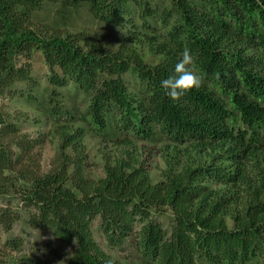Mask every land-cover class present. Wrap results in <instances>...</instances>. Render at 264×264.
<instances>
[{
	"label": "trees",
	"instance_id": "1",
	"mask_svg": "<svg viewBox=\"0 0 264 264\" xmlns=\"http://www.w3.org/2000/svg\"><path fill=\"white\" fill-rule=\"evenodd\" d=\"M189 1L0 0V89L11 93L14 84L24 83L26 100L35 101L29 64L15 67L11 61L38 51L48 68V100L67 85L89 96L77 119L57 104L48 108L50 117L67 116L62 131L68 123L86 121L95 135L113 138L119 132L205 157L193 167L181 164V151L171 149L172 155H162L166 167L159 182L126 161L105 165L104 176L93 181L83 176L82 133L75 130L62 132L57 166L39 175L31 159L39 142L20 135L0 113V181L12 174L29 182L15 190L26 223L68 247L61 254L65 264H109L92 239L93 220L109 248L130 245L136 264H264V0ZM58 2L84 6L94 21L113 27L135 17L149 28L159 14L162 27L170 22L164 43L153 47L155 40L146 36L144 44L161 58L148 66L132 47L110 51L91 33L56 39L26 31L31 12ZM185 47L197 58L204 84L173 101L161 81L174 74ZM128 75L137 86L132 97ZM69 147L72 158L64 154ZM163 209L170 212L167 231L152 216ZM14 220L0 211L4 230ZM16 240L4 246L15 251ZM12 264L45 263L14 258Z\"/></svg>",
	"mask_w": 264,
	"mask_h": 264
},
{
	"label": "rangeland",
	"instance_id": "2",
	"mask_svg": "<svg viewBox=\"0 0 264 264\" xmlns=\"http://www.w3.org/2000/svg\"><path fill=\"white\" fill-rule=\"evenodd\" d=\"M188 2H191L187 0ZM39 5V4H38ZM168 6L162 2L161 8ZM167 8V7H165ZM155 20L149 21V28L143 26L135 17L129 23L120 27H113L94 21L86 11L84 6L71 8L62 2L40 4L38 8L31 12L25 24V29L30 34H35L40 38L70 39L75 34L84 32L91 33L104 43L105 48L116 51L120 45L129 46L143 63L148 66L154 65L161 56L156 55L154 48L146 46L149 39L155 42L151 46L164 43L162 36L170 25L167 22L164 27ZM146 36L149 39H146ZM151 41V40H150ZM29 64L31 79L36 81V85L30 90V94L35 101H27V86L24 83L13 85L14 90L8 93L5 88L0 89V113L5 117L7 123H14L18 133L29 140L34 139L39 142L32 153H36L31 159L36 165L39 175H46L53 171L57 166L56 155L60 149V140L63 133L79 130L82 133L81 145L84 150V161L82 162L83 176L87 179L96 181L104 176L103 167L114 165L116 161H126L134 167H141L155 183L159 182L162 172L165 170V162L162 155H172L167 150L178 149V157L181 164L201 165L205 161L203 154L197 155L196 151L190 149L175 148L168 145V142H142L131 139L128 134L117 132L113 138L95 135L86 121L76 120L68 123L64 131L62 116L50 117L48 108L59 105L61 110H67L73 114L74 119L82 115L85 110L89 96L75 92L70 85L56 89L59 96L55 97L56 102L47 99L49 86L47 84L48 68L44 64L41 54L33 51L29 59L20 54L14 56L11 64L15 67ZM127 93L130 97L135 95L136 83L132 75L126 76ZM18 91L21 93L18 95ZM51 98V97H50ZM124 137V138H122ZM124 139V140H122ZM13 141L12 138H10ZM167 148V149H165ZM14 151L16 148H11ZM64 151V154L72 158L71 148ZM165 149V150H164ZM165 151V152H164ZM209 162V158L206 163ZM180 168V166H178ZM6 181H0V211H7V215L15 220L11 223V228L4 230L0 224V258L5 259L6 264H12L14 258L38 259L45 264H65L62 260L63 255L68 253L67 246H61L48 233L31 229L27 223L26 211L21 208V198L15 190H23L29 187V182L16 180L15 175L6 174ZM232 193V190L229 191ZM152 216L160 223L165 231L170 224V212L166 209L161 214L152 213ZM229 223L228 220H226ZM138 230V226H134ZM90 232L93 241L98 248L108 255L109 264H136L135 253L130 245L126 244L122 250L109 248L103 235L99 230L98 220H93L90 224ZM10 239H17V249L10 250L4 244Z\"/></svg>",
	"mask_w": 264,
	"mask_h": 264
},
{
	"label": "clouds",
	"instance_id": "3",
	"mask_svg": "<svg viewBox=\"0 0 264 264\" xmlns=\"http://www.w3.org/2000/svg\"><path fill=\"white\" fill-rule=\"evenodd\" d=\"M204 84V74L198 70L197 58L185 47L175 65L174 74L161 81V87L173 101L199 91Z\"/></svg>",
	"mask_w": 264,
	"mask_h": 264
}]
</instances>
